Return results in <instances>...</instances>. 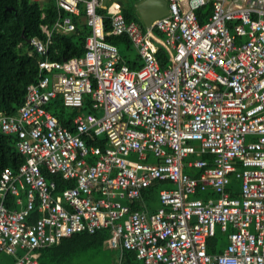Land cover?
I'll use <instances>...</instances> for the list:
<instances>
[{"label": "built area", "instance_id": "1", "mask_svg": "<svg viewBox=\"0 0 264 264\" xmlns=\"http://www.w3.org/2000/svg\"><path fill=\"white\" fill-rule=\"evenodd\" d=\"M54 1L53 26H41L46 40H29L37 54L47 53L53 30H75L80 7L90 33L81 56L40 60L16 114L0 112V132L16 137L25 158L0 172V252L12 264H39L37 249L107 229L119 264L124 250L140 264H264V0H165L168 14L144 29L125 21L118 3ZM209 3L200 23L197 11ZM118 35L139 69L109 42ZM158 45L169 55L163 69ZM57 98L72 109L87 98L91 112L75 115L71 131L45 109ZM98 138L103 146L92 144ZM46 175L72 185L58 188ZM156 180L175 186L160 191L158 209L131 208ZM207 188L215 198H191ZM9 194L18 207H7ZM217 225L232 232L225 250L210 254Z\"/></svg>", "mask_w": 264, "mask_h": 264}, {"label": "trees", "instance_id": "2", "mask_svg": "<svg viewBox=\"0 0 264 264\" xmlns=\"http://www.w3.org/2000/svg\"><path fill=\"white\" fill-rule=\"evenodd\" d=\"M128 3V2H127ZM121 12L126 22H135L144 29V24L135 8L136 0H129V3H120ZM102 15L105 10L98 9ZM210 13V3L197 11L200 23L206 21ZM57 8L54 0H46L40 4L36 0H0V112L7 115H15L21 107L26 94L27 86L37 81L40 74L38 62L46 57L52 61H62L73 57H79L84 52L85 37L90 33L83 18V9L80 7V16H72L75 30L70 33H62L53 30L50 35V43L47 45V53L43 56L37 54L29 44V40L37 38L46 40V35L41 26L51 28L57 18ZM105 29H109L108 20L105 19ZM156 35L161 36L157 31ZM109 42L118 47L124 46L129 54L123 56V63L129 69H139L142 63L125 35L112 36ZM134 50V51H133ZM119 51V50H118ZM160 68H165L169 63V55L165 49L158 45L155 53ZM89 101L84 100L80 109L67 108L62 105L60 99H55L46 105L45 109L56 116L59 123L73 131L72 118L77 114L90 113ZM68 109V110H67ZM16 137L0 132V172L8 167L15 171L25 158L15 148ZM92 144L102 146V142L96 139ZM201 159L209 160L207 155H201ZM186 173V172H185ZM188 174V173H187ZM47 176V175H46ZM48 180L54 179L59 184L58 188L72 185L63 181L58 175H48ZM156 189L151 187L146 192L154 194ZM197 195V194H196ZM13 197H8L7 207H13ZM33 216V212H32ZM109 236L107 229L95 231L94 233L80 232L72 234L60 240L58 245L40 248L37 258L39 264H70L73 256L79 252L100 246ZM210 239L207 241V251L214 253L221 251L213 246ZM3 253V252H0ZM124 263L140 264L133 252L123 251ZM14 259L12 258V263ZM0 264H3L0 261ZM9 264V263H7Z\"/></svg>", "mask_w": 264, "mask_h": 264}, {"label": "crops", "instance_id": "3", "mask_svg": "<svg viewBox=\"0 0 264 264\" xmlns=\"http://www.w3.org/2000/svg\"><path fill=\"white\" fill-rule=\"evenodd\" d=\"M125 2H126V1H122V0H117V1L113 0V1H111L109 4H111V3H118L119 5H121L120 3H125ZM101 4H102V3H101ZM109 4H108V5H109ZM108 5H103V4H102V6H105V7L108 6ZM135 6H136V5H135ZM135 8H136V7H135ZM133 51H134V50H133ZM134 52L136 53V51H134ZM120 55H121V54H120ZM98 139H99V141L102 142V146H103V145H104V141H105L104 138H98ZM130 158H131V159H135V156H131ZM208 158L210 159L209 156H208ZM193 159H196V156H190V157L186 158V161H192ZM149 160H150L151 162L156 161V159L153 158V157H151V156H149ZM208 161H209V160H208ZM183 171L186 172V173H188V174H190V175H193V176H196V175L198 174V170H197V169H193V168H190V167H187V166L184 167ZM234 181L239 182V180H237V179H235V178H231V186H230V189L232 190V195H233V196H239L240 190L237 191V190L235 189V186H234V183H233ZM169 184L172 185L171 188H165V187H163V185H169ZM151 187H153V188L156 189V192L154 191V194H148V193L146 192V190H148V189L151 188ZM173 187L175 188L174 184H173L172 182L168 181V180H156V181H154L149 187H147L146 189H144V190L142 191V193H141V197H140L139 199L135 200L134 202H132V203L130 204V206H131V208H133V209H137V210L141 209V210L145 211L146 213L151 214V213L155 212V211L158 209V207L160 206V199H159V193H160V191H162V190H172V189H174ZM196 194H197V195H196ZM9 196H11V194L7 195V197H6V205H7L8 197H9ZM12 197H13V200H12L13 207H18V206L15 204V201H16V200H15V197H14V196H12ZM194 197H195V198H199V199L215 198V194H214V192H213V190H212L211 188H207V189H205L204 191H198V193H195V194H193V195L191 196V198H194ZM122 203L127 204L128 202L125 201V200H122ZM217 228H218L219 232H221V234L224 235L225 238H226V240H227L226 245H225L224 248H222V249H220V248L217 246V243H215V241H216L215 236H216V229H217ZM231 232H232V228H231V226H227L225 230H221L220 226H218V225L215 227L214 235H213L212 237L208 238L207 241L210 239V241L214 243L213 246H214L215 248H217V249H220L221 251H216V252H214V253H210V254H218V253H221V252H223V251L225 250V248H226V246H227V244H228V236H229V234H230ZM106 239H107V238H106ZM106 239H105V240H106ZM105 240L101 243L100 248H104V249H108V250H110L111 254H113L114 256L117 257L116 252L113 251V250H111V249H109V248L107 247V245L105 244ZM58 244H59V243H58ZM58 244H54V245H58ZM49 247H50V246H49ZM93 248L97 249V246H96V247H93ZM93 248H90V249H93ZM206 249H207V245H206ZM38 250H39V249L36 250L37 258H38V256H39V252H38ZM97 250H98V249H97ZM207 252H208V251H207ZM208 253H209V252H208ZM12 258H13V257H12ZM13 259H14V258H13ZM123 263H124V260H123ZM10 264H12V262H11Z\"/></svg>", "mask_w": 264, "mask_h": 264}, {"label": "rangeland", "instance_id": "4", "mask_svg": "<svg viewBox=\"0 0 264 264\" xmlns=\"http://www.w3.org/2000/svg\"><path fill=\"white\" fill-rule=\"evenodd\" d=\"M36 1H39L40 4H43V2L46 0H36ZM111 1L113 0H101V3L103 5H108ZM122 1H126V4L129 3V0H122ZM159 38H161V36H159ZM118 50L119 53L122 54L123 56H128L129 54L128 50L124 46L118 47ZM233 183L235 189L237 191L240 190V182L234 181ZM163 187L171 188L172 185L171 184L163 185ZM215 239H216L215 243H217V246L220 249L224 248V246L227 243V240L225 236L222 235L221 232H219L218 228L216 229ZM97 249L93 248L79 252L77 255L73 256L72 262L70 264H119L117 257L111 254L110 250L100 248V246H97ZM17 254L22 255L23 251H18ZM0 261L3 264H7V263L10 264L12 262V256L5 253H0Z\"/></svg>", "mask_w": 264, "mask_h": 264}, {"label": "water", "instance_id": "5", "mask_svg": "<svg viewBox=\"0 0 264 264\" xmlns=\"http://www.w3.org/2000/svg\"><path fill=\"white\" fill-rule=\"evenodd\" d=\"M135 7L145 27H149L154 20L168 14L165 0H144Z\"/></svg>", "mask_w": 264, "mask_h": 264}, {"label": "clouds", "instance_id": "6", "mask_svg": "<svg viewBox=\"0 0 264 264\" xmlns=\"http://www.w3.org/2000/svg\"><path fill=\"white\" fill-rule=\"evenodd\" d=\"M145 27V26H144Z\"/></svg>", "mask_w": 264, "mask_h": 264}]
</instances>
